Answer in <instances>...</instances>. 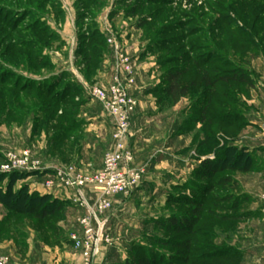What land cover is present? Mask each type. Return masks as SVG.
Segmentation results:
<instances>
[{
    "label": "crops",
    "instance_id": "obj_1",
    "mask_svg": "<svg viewBox=\"0 0 264 264\" xmlns=\"http://www.w3.org/2000/svg\"><path fill=\"white\" fill-rule=\"evenodd\" d=\"M60 1V14L52 15L50 25L60 37L64 47L62 52L56 51L51 54L53 56H50V63L55 69L61 66L59 74L68 77L73 82L77 89L74 96L77 105L71 102L61 104L60 110L54 116L53 123L59 117L67 119V117H71L69 115L73 117L75 115L74 119H77L83 132L80 130L81 135H79L77 132L79 127H77L73 132L67 134V138L64 136L61 138L64 143L63 147L61 145L62 148L54 149L52 145L40 144L36 140L31 141L35 137L31 138L33 122L30 117L25 119V124L28 125L25 129L26 138L29 143L32 142L31 145L34 147L39 144L37 157L40 158L45 168L42 172L25 174L29 192L49 195L62 202L64 207L55 223V228L52 229L40 228L42 224L39 221H32L31 225H27L21 230V234L16 239L6 241L2 238L3 228L0 225V249L1 252L2 249H5V252L9 253L18 264H84L69 239L71 234L80 233L77 219L83 211L70 202L72 191H52L45 188L44 183L53 175L54 169L60 165H76L82 167V170L86 164L93 160V171L102 166L103 154L112 145L113 123L103 111L101 104L89 95V89L94 86H105L111 81L114 73V58L112 47L107 41L113 39L133 61L137 71L135 86L131 94L139 104L131 121L129 145L133 148L135 166L144 167L145 175L140 187L131 198L126 200L120 196L113 198L112 209L102 218L105 220L104 229L107 233L109 232L112 244L103 248L98 256L91 261V264H122L115 261L108 262L107 258L118 251L123 241L134 236L142 226L140 218L133 209L134 201L139 200L138 196L141 195L142 189L149 185L148 183L154 175H166V180L158 181L159 185L163 183L164 186L171 179L167 174L173 172L181 178L190 174L195 163L212 159V153L207 151L206 146L200 148L199 142H203L207 136L211 135L213 126L210 124L208 131V122L204 118L195 119L192 115L195 113L196 116L197 114L202 116V108H199L201 109L200 113H196L194 110L188 112L185 98L167 108V111H160L162 104L157 105V100L152 98L151 88H149L154 78V64L146 58L147 56L141 49L139 30L123 28L120 24L115 23V18L110 17L108 9L96 14L94 18L95 30L104 40L106 51L102 54L97 68L93 69L82 63L81 55L78 53L79 35L85 31L87 19L79 21L75 0ZM81 22L83 25L80 24ZM239 22L248 30L253 26L251 18L248 16L239 18ZM262 29H264V23L257 24L253 32L258 33ZM259 36L264 38L261 34ZM245 43V39H238L236 42L239 45L238 49L228 58L237 68L245 72L249 83L247 85L224 84L228 87V91L236 95L237 100L229 105V112L233 113L231 119L236 120L237 126H232L234 122L232 125L226 123L223 127L228 132L233 131L237 134V142L249 146L264 142V48L256 46L260 44L258 38H255L254 43H247V45ZM262 43L264 45V41ZM44 54L47 56L46 53ZM55 77L57 76L55 75ZM207 113L213 114V108L209 111L207 109ZM152 117L157 118V124L160 125L159 128H162L157 134H154V131L147 134L144 128L146 123L152 122ZM191 117L195 123H193L191 131L187 133L183 127L185 126L183 121ZM148 118H151V121ZM0 123L5 126L7 123L13 125L11 130H14V134L21 132V128L17 127L18 121L9 122L8 118H4V120L0 119ZM151 133L154 135L152 136ZM223 137L231 140L225 135ZM21 140L24 141L22 138ZM155 140H158L159 147L150 151ZM24 143L26 142L24 141ZM263 145L261 147H264ZM188 150L194 157L190 168L185 165L186 160L183 159ZM155 155L158 156V161L153 163V169L146 168L147 166L143 164L144 160L150 156L153 158ZM96 156L100 157L97 161L95 160ZM262 171L263 173L255 174L251 171L238 172L233 176L243 193L254 197L253 202L247 208L235 214L234 221L225 224V227L228 226V230H225L221 235L218 234L225 238L226 247L236 253V257L229 258L228 261L236 260L237 264H264V200L262 198L264 170ZM94 192L98 194L99 190ZM83 194L88 200L94 199L97 195L86 191ZM5 216L0 205V220Z\"/></svg>",
    "mask_w": 264,
    "mask_h": 264
},
{
    "label": "rangeland",
    "instance_id": "obj_2",
    "mask_svg": "<svg viewBox=\"0 0 264 264\" xmlns=\"http://www.w3.org/2000/svg\"><path fill=\"white\" fill-rule=\"evenodd\" d=\"M13 1L14 0H0V40L4 41L5 38L10 36L8 43H4L5 45L0 52L4 51V48L15 36L21 40L31 38L29 37L31 33L29 35H22L20 34V30L25 28V26L32 24V22H35V24L37 22L36 27L38 28L42 26L45 27V34L50 32L54 36L53 41H45L46 39L43 34L38 39V42L46 48L43 50V53H46L47 57L50 59V56H53L51 54L54 52H62L64 46L54 28L50 25V18L54 15L52 12L56 6L61 7V1L58 0V5L51 6L44 3L45 6L42 7L41 10L37 11L35 9L31 14L26 13L30 11L24 9L27 6L24 5L25 3L15 4ZM100 1L102 2V7L96 14H99L104 9H108L110 17L115 18V23L120 24L123 28H135L139 30L140 42H142L141 49L144 51V55L147 56L146 58L154 64V78L149 87L151 88L150 93L152 94V98L157 100V105L162 104V110L160 109V111L165 112L168 110L167 108L171 107V105L167 101L168 99H164L165 97L162 95L161 88L163 84L160 82L161 74L174 66H181L178 65L177 61L183 58H189L188 55H185L186 53L189 55L192 54V56L198 55L201 60L215 58L214 55H216L217 49L208 50L207 47H199V43L204 46L206 44V34H203L200 31H208L212 20L221 21L219 17L222 15V12H225L230 7V13L236 14V5L242 0ZM132 7L135 9L132 10ZM35 19H37V21H35ZM85 19H87L88 24L90 18L88 17ZM15 27L18 28L16 34L9 32ZM158 32L162 33V35L158 36ZM206 41L208 42V40ZM175 42H177L176 45L169 46ZM195 43L198 44L196 45ZM163 58L167 59L164 60ZM165 63L168 64L163 65ZM7 64L8 61L6 59L0 60V79H6L11 83L16 82L18 85H28L31 84V82L36 83L34 86L38 85L41 86V88H46L48 94L50 93L52 96H55L59 91L64 93L63 89L65 88L66 90V85L68 84L70 85L69 89L72 88L73 82H71L68 77L64 76V78L61 79L62 76L59 74L61 66H58L56 69L54 67L43 70L39 69L28 74L25 69L20 66L18 68H13L12 64ZM12 75H16L18 78H13ZM55 75L57 76V81L54 80ZM191 76L192 74H189L188 78ZM59 78L61 79V82L57 84L60 80ZM45 85H47V87H45ZM64 95L65 94H63V96ZM58 97L60 98L61 95ZM185 99L187 100V108L189 112V110H193L195 104H197V102L194 103L196 96L191 94ZM165 100L166 102H164ZM51 101L52 99H41L38 107H40V104L41 106H48V104H51ZM59 110L60 109L58 108V111ZM38 114H40V112ZM69 116L73 118L72 115ZM192 116H196V114L194 113ZM152 119L151 123L148 122L144 125L147 134L151 131H154V134H157L162 129L159 128L160 125L157 124V118L152 117ZM74 120L79 127V131H77L79 133L81 126L78 124L77 119ZM148 120L151 121V118H148ZM215 120L217 121L218 118ZM193 123L195 122L192 117L183 121V125H185L183 127H185L187 133L193 128ZM38 124L39 123L36 125ZM32 126L31 138L35 136L34 139L31 140L32 142L36 140L40 144L44 143L55 146V143H53V137L57 140L58 137L57 135L55 136V132L58 129H61V124L44 120L36 128L34 125ZM12 127L13 125L9 124L5 126L0 123V164L3 161L2 156L4 153L10 151L16 152L21 149H29L32 155L40 160V158L37 157V148L39 144L34 147L31 145L32 142L29 143L28 138H26L27 133H25V129L28 125L25 124V120L19 122L17 126L18 129L21 128L22 133L16 132L14 134V130H11ZM154 134L151 133L152 136ZM79 135L81 134L79 133ZM223 135L231 140L225 139ZM66 136L64 137L67 138ZM21 138L24 139L26 143H24V141L22 142ZM236 138L237 134L234 132L226 133L220 127L215 129L213 148L210 152L212 153V159L208 160H216L218 165L215 169L213 168L214 170L208 171L212 172L208 176L203 178L194 176L196 169L201 166L202 161L195 163L190 174L184 175L181 178L177 177L173 172L167 174L168 177H171V179L168 180L169 185L164 184L163 186V183L160 185L158 184L159 180L167 179L166 175H154L152 180L149 181V185L144 186V189H142L141 195L138 196L139 200H135L137 203L134 201L133 209L140 218V223L142 224L140 230L131 238L123 241L121 248L112 253L113 255L108 257L107 261H115L122 264H206L204 261L201 262V259L204 260L206 258L204 257V254L211 253L208 255L209 258L220 254L221 248L226 246V240L222 236L216 237L213 235L211 238L201 239V236L199 235H202L200 233H204L205 231H200L196 236H187L185 233L178 230L174 231L169 228H158L156 222H161V220L168 219L173 215L179 216L180 218L189 216L194 208L192 204L193 202L202 205V210L213 212V215L241 212L253 202L254 197L252 195H245L240 188L233 189L230 183L226 184L224 182L221 185H216V183L224 177H229L232 180L233 176L239 172L241 165L247 166L248 170L254 174L258 172L263 173L264 147L261 146L264 142L244 146L242 142H237ZM157 141L158 140H155V143H153L154 146L150 148V151H154L159 147ZM63 146L64 143L62 144V147ZM131 150L133 151L132 146ZM98 159H100V157L96 156L95 160L97 161ZM183 159L186 160L185 165L190 168L194 157L189 150L184 155ZM156 160L158 161L157 155L153 158L150 156L148 159L146 158L144 160L143 164L147 166L146 168L150 169L154 167L153 163L156 162ZM228 165H232V167H226ZM60 166L65 167L66 165ZM93 166L94 163L93 160H91V162L86 164L85 168L82 170L93 172ZM76 167L80 169L82 168L79 166ZM2 175L4 177L0 179V192L8 190L7 192L13 196L20 189L28 187L24 173H20V177L15 179L6 176L8 174ZM225 196H228V199L225 200ZM263 197L264 194L262 198ZM235 207L237 208L234 212L230 211ZM2 211L7 214V210L3 206ZM4 218L5 217H2L0 220V225L4 223ZM24 223H27L26 226L29 224L28 221L25 222L23 220L12 221L5 229L6 232L2 238L6 241L14 239V236H16L15 233L18 232L19 228H24ZM202 223L209 226L210 219L208 220L204 217ZM214 223L216 224V222L212 223L213 230H216L215 233L221 235L220 224L217 223L218 229H216V227L214 228L213 226ZM215 233L213 232V234ZM0 253L7 255L11 259L12 264H18V262L13 260L9 253L5 252V249H2V252L0 249ZM197 256L198 259H196Z\"/></svg>",
    "mask_w": 264,
    "mask_h": 264
},
{
    "label": "trees",
    "instance_id": "obj_3",
    "mask_svg": "<svg viewBox=\"0 0 264 264\" xmlns=\"http://www.w3.org/2000/svg\"><path fill=\"white\" fill-rule=\"evenodd\" d=\"M13 2L15 4L25 3L24 5L27 6L24 9L30 11L26 12L27 14H31V12H34L35 9L37 11L41 10L46 3L50 6L58 5V0H14ZM101 3L102 2L100 0H75V8L77 15L79 16V21L88 17L90 18L85 31L79 35L80 46L78 53L81 55V62L86 66L89 65L93 69L98 67L102 54L106 51L104 40L97 34L94 23L95 15L102 7ZM133 9L135 8L132 7V10ZM230 9L231 7L225 12H222V15L219 17L221 21L212 20L208 31H200L203 34H206L205 39L208 40V42L205 40V46L198 42L199 47H207L208 50L217 49L216 55H214L215 58L201 60L198 55L192 56V54L189 55L186 53L185 55H188L189 58H183L177 61L178 65L181 66H174L173 68L166 70L160 76V82L163 84L161 88L162 95H164V99H168L167 101L171 106L191 94L196 96L194 103L197 102V104H195L193 110L196 111V113H200L201 109L199 108H202L201 113L203 115L201 116L197 114V116H194L195 119L197 118L198 120L199 118H204L205 121L208 122V127L210 124V126H213L211 130V132H213L211 135L207 136L203 142H199V147L203 148L206 146L208 152H211V149L213 148L215 129L220 127L224 132L230 133L224 129V124L230 123L232 125L235 122L232 126H237L236 120L231 119V114L233 113L229 112V105L237 100L236 95H234L233 92L228 91V87L224 84L227 85L228 83H234L247 85L249 83V78L245 72L237 68L229 60L228 56L231 55V53L233 54V52L238 49L239 45L236 44V42L241 38L245 39V45L251 42L254 43L255 38H258L260 44H257L256 46H259L262 49L264 48L262 43L264 38L259 36V34L264 36V29L258 33L253 32L257 24L264 23V0L239 1L238 5H236V14L230 13ZM52 13L55 16H58L60 14V7L56 6ZM243 16L251 18L253 26L250 30L246 29L245 26L240 25L239 18ZM35 21H37V19H35ZM36 24L35 22H32V24L21 29L20 34L29 35L31 33L29 36L31 38L21 40L16 38L17 36L13 37L12 41H10V43L4 48V51L0 52V60L6 59L8 61L7 65L12 64L13 68H18L20 66L21 68H24L28 74L39 69L43 70L49 69L50 67L52 68L50 59L43 53V50L46 48L38 42V39L43 34L46 39L45 41H53L54 36L50 32L45 34V27L42 26L38 28L36 27ZM80 24L83 25V22ZM17 29V27L12 28L9 32L16 34ZM158 34V36L162 35V33L159 32ZM8 39H10V36L5 38L4 41L0 40V51L4 47V43H8ZM176 43L177 42L172 43L169 46H174ZM198 43L195 44L197 45ZM163 59L165 60L167 58ZM167 64L168 63H165L163 65ZM189 74H192V76L188 78ZM12 77L18 78L16 75H12ZM62 78H64V76H62L61 79ZM56 79L57 77L54 78V80ZM61 79L57 82V84L61 82ZM35 84L36 83L31 82V84L28 85H18L16 82L11 83L6 79H0L1 120L8 118L9 122L18 121L19 123L27 117H30L36 128L44 120L49 122L54 121V116L58 111V108H61V104L64 105L65 103L71 102L77 105L74 101L75 92L77 91L74 84L71 89H69V84V86L66 85V90H68L66 91L63 87L64 89H62L64 93L59 91L55 94V96L50 95V93L48 94L46 88H41V86L38 85L34 86ZM45 87H47V85H45ZM63 94L65 95L63 96ZM59 95H61L60 98L58 97ZM41 99H52V101L50 105L48 104V106H41L40 104V107H38ZM164 102H166V100ZM212 108L213 114L207 113V109L209 111ZM39 112L40 114H38ZM217 118L218 120L216 121L215 119ZM73 120L74 117H67V119L59 117L56 120L55 123L61 124L62 127L55 132V136L57 135L58 137L57 140L53 137V143H55V146H53L54 149L61 147L63 144L61 138L63 136H66L67 134L73 132L74 129H77V122ZM37 123L39 124L36 125ZM7 125H9V123H7ZM209 130L210 127L208 128V131ZM205 131L206 128L204 129V132ZM217 165L218 162L216 160L213 161L205 159L202 161L201 166L196 169L194 176L200 178L208 176L212 173L211 171L217 167ZM226 167H232V165H228ZM209 170L211 171L208 172ZM239 172L246 173L249 172V170L247 166L241 165ZM19 175L20 173H11L6 176L15 179L20 177ZM3 177L4 176L0 174V179ZM224 182L226 184L230 183L233 189L239 188L237 181L234 179L231 180L229 177L222 178L216 183V185H221ZM7 191L8 190L0 192V205L7 210L4 223L1 225V228H3V235L6 232L5 229L8 227V224L12 221L19 220H23L25 222L28 221V225H31L32 221H39L42 224L40 228H55V223L60 216L62 208L64 207L62 202L53 199L49 195H39L34 192H29L28 187L20 189L13 196ZM226 199H228V196H225V200ZM192 204L194 208L189 216L180 218L179 216L173 215L168 219L161 220V222L157 221L156 226L158 228L173 229L174 231L178 230L185 233L187 236H196L200 233V231H205L204 233H200L202 235L199 236H201V239H208L213 235L219 237L218 233H215L216 230H213L212 228L213 222H216V224L214 223L215 225L213 224L216 229H218L217 223L220 224V233L222 234L225 230H228V226L225 227V224L236 219L235 214H237V212L234 214H229V212L228 214L223 215H213V212L202 210V205L199 203L193 202ZM236 208L237 207L230 211L234 212ZM204 217L208 220L210 219L209 226L202 223ZM26 224L27 223H24V227H26ZM22 229L23 228H19L18 232L15 233L16 236H14V239L21 234ZM213 232L215 234H213ZM210 254L211 253L204 254V257L206 258L204 260L201 259V262L204 261L206 264H237L236 260L228 261L229 258H235L236 253L226 246L221 248L220 254L209 258L208 255ZM196 259H198V256Z\"/></svg>",
    "mask_w": 264,
    "mask_h": 264
},
{
    "label": "built area",
    "instance_id": "obj_4",
    "mask_svg": "<svg viewBox=\"0 0 264 264\" xmlns=\"http://www.w3.org/2000/svg\"><path fill=\"white\" fill-rule=\"evenodd\" d=\"M107 42L112 47L114 58L113 76L107 85L91 87L89 95L101 104L112 120V145L105 152L100 169L88 172L75 166H59L44 183V187L52 191H72L70 202L83 211L77 219L80 233L71 234L69 239L84 264H91L100 251L112 243L102 218L112 209L113 198H131L145 175L144 167L135 166L129 145L131 121L139 104L131 94L135 86L136 67L113 39ZM2 157L0 174L36 173L45 169L29 149L6 152ZM85 191L97 195L88 200L84 197ZM0 264H12V261L0 253Z\"/></svg>",
    "mask_w": 264,
    "mask_h": 264
}]
</instances>
